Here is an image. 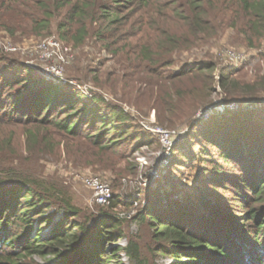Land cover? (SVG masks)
I'll list each match as a JSON object with an SVG mask.
<instances>
[{
    "label": "trees",
    "instance_id": "trees-1",
    "mask_svg": "<svg viewBox=\"0 0 264 264\" xmlns=\"http://www.w3.org/2000/svg\"><path fill=\"white\" fill-rule=\"evenodd\" d=\"M176 1L171 25L164 26L155 41L150 38L137 55L143 72L160 82L164 106L156 101L158 121L174 127L190 117L209 104L217 84L228 100L263 105L228 117L208 134L198 133L200 150L193 160H200L202 175L195 187L181 195L175 193L177 187L163 196L150 194L148 203L129 220L105 211L81 215L64 193L22 167L23 158L16 156L14 135L6 134L7 128L21 130L22 144L33 160L46 152L55 154L69 138L82 137L101 151H114L142 137L128 117L102 97L85 98L1 53L0 264H26L35 256L50 258L45 264H125L118 260L119 253L129 264H160L161 259L166 260L161 264H264V75L239 87L229 78L231 70L214 75L221 62L210 55L162 76V69L173 65L174 53L189 49L212 29L213 11L219 16L234 14L232 27L244 36L248 48H256L264 40V0H218V7L212 0ZM143 2L0 0V31L10 37L56 31L78 49L94 24H107L96 36L105 42L106 34L117 30L111 28L124 26L134 6ZM154 48L164 52L152 54ZM161 113L168 116L163 119ZM118 201L111 200V208ZM56 211L62 215L54 221ZM130 221L138 226L135 235L124 232ZM46 229L49 234L42 236ZM119 238L126 245L112 247Z\"/></svg>",
    "mask_w": 264,
    "mask_h": 264
},
{
    "label": "rangeland",
    "instance_id": "rangeland-1",
    "mask_svg": "<svg viewBox=\"0 0 264 264\" xmlns=\"http://www.w3.org/2000/svg\"><path fill=\"white\" fill-rule=\"evenodd\" d=\"M109 1V0H105ZM206 1V4L209 0ZM219 2L230 3V0ZM144 4L134 6V12L122 27L108 32V39L101 42L97 33L107 28V24H94L90 37L83 46L75 49L71 43L62 41L56 34L34 37L16 34L10 37L0 31V54L18 62V66L34 72L40 78L57 85H65L82 93L84 97L98 95L111 106L121 110L128 122L142 138L132 145H120L114 151L91 146L84 138H69L61 143L55 154L44 153L38 159L27 154L19 128H7L6 134L13 133L16 156L23 158L22 167L34 172L46 185L60 190L71 203L81 211V215L97 214L101 211L120 217H133L144 207L151 197L163 196L167 191L181 195V192L195 187L202 175L197 156L200 143L198 133L208 134L215 126L222 125L232 115L261 107L262 102L228 100L227 92L219 84L214 86L211 101L204 107L196 108L190 117L184 118L174 127H167L158 121L157 103L164 106L163 93L159 91V80L145 74L137 55L140 47L160 35L166 25H171L172 11L178 7L176 0H144ZM181 3V2H180ZM218 7V0H212ZM208 7V6H207ZM209 8V7H208ZM214 15V16H213ZM234 14L219 16L213 11L210 31L201 34L189 49L174 53L173 65L162 69L163 75L177 73L184 65L213 57L220 61L214 72L231 70L229 78L243 83L257 81L264 75V40L256 48H248L244 36L232 27ZM168 27V26H166ZM101 28V29H100ZM133 38H130L131 36ZM108 45L106 49L104 47ZM152 54L164 51L152 50ZM225 59V60H224ZM59 72V78L47 80L45 74L50 69ZM187 112V106L183 105ZM184 115V114H183ZM164 119L168 115L162 114ZM229 121V120H228ZM173 132L169 150L165 149L158 131ZM205 144V143H204ZM212 153L216 149L209 147ZM87 176L98 177L110 186L112 200L118 197L116 207H100L91 202L92 192L83 184ZM54 210H50V213ZM62 212H55V220ZM126 220H129L128 218ZM124 232L135 235L138 226L130 221ZM49 229L41 232L48 235ZM112 247L125 246L122 238L111 243ZM110 247V246H109ZM125 259V260H124ZM48 257H32L26 264H45ZM129 264L124 253L119 259ZM166 262L161 259L159 263Z\"/></svg>",
    "mask_w": 264,
    "mask_h": 264
},
{
    "label": "built area",
    "instance_id": "built-area-1",
    "mask_svg": "<svg viewBox=\"0 0 264 264\" xmlns=\"http://www.w3.org/2000/svg\"><path fill=\"white\" fill-rule=\"evenodd\" d=\"M59 72L56 69H50L45 74V78L47 80L51 78H59ZM158 134L161 135V142L165 149L169 150L170 145V138L174 134L173 132H168L165 130L158 131ZM83 184L92 192L91 202L100 207H107L110 205L112 200V191L110 186L102 181L98 177L87 176L82 179ZM130 215L120 214V218H130ZM125 260V259H124Z\"/></svg>",
    "mask_w": 264,
    "mask_h": 264
}]
</instances>
